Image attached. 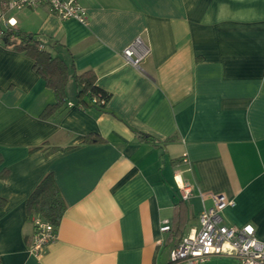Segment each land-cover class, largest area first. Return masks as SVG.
<instances>
[{"label":"crops","instance_id":"obj_1","mask_svg":"<svg viewBox=\"0 0 264 264\" xmlns=\"http://www.w3.org/2000/svg\"><path fill=\"white\" fill-rule=\"evenodd\" d=\"M81 1L87 23L45 4L0 23V264H164L211 193L234 200L225 223L250 222L264 242V0ZM13 28L58 40L55 53L110 92L106 106L74 105L71 81L43 116L56 93ZM137 36L149 50L138 65L123 55ZM47 173L67 207L35 255L27 200Z\"/></svg>","mask_w":264,"mask_h":264},{"label":"built area","instance_id":"obj_2","mask_svg":"<svg viewBox=\"0 0 264 264\" xmlns=\"http://www.w3.org/2000/svg\"><path fill=\"white\" fill-rule=\"evenodd\" d=\"M43 4L62 18L71 17L82 23L88 22V10L81 0H0V23L4 20L5 10H20ZM9 22L11 23L10 19ZM0 33H4L1 24ZM148 53L141 36H137L123 49L127 60L136 65ZM94 101L98 102L99 99L94 98ZM69 105L73 103L69 102ZM183 161L188 160L184 157ZM179 185L183 199L193 194L189 183L180 180ZM211 198L212 204L204 205L199 213V228L181 237L170 250V260L176 264H200L210 260L212 256L227 255L234 258L237 264H264V242L256 236L254 225L250 222L229 225L223 220V210L233 205L234 200L224 193H211ZM32 222L34 230L29 249L39 255L47 244L57 238V225L40 214H36ZM169 228V220L164 219L161 230Z\"/></svg>","mask_w":264,"mask_h":264},{"label":"trees","instance_id":"obj_3","mask_svg":"<svg viewBox=\"0 0 264 264\" xmlns=\"http://www.w3.org/2000/svg\"><path fill=\"white\" fill-rule=\"evenodd\" d=\"M11 35L15 36L16 47L34 58L36 72L44 78L46 84L53 88L56 93L57 102L47 106L42 113L43 116H47L51 112L52 107L64 104L65 99L70 95L69 86L71 81L75 85L74 105L97 106L99 108L106 106L111 95L110 92L97 84V76L92 69L78 72L72 57L67 60L55 53V50L62 46L58 40L45 41L33 33L14 28L7 30L5 33L8 38ZM94 98H98L99 101L95 102ZM139 136L144 140L152 139V136L142 131L139 132ZM98 140H101L98 134H88L85 137L87 142ZM55 149L53 147L50 151ZM2 162L3 158L0 154V164ZM7 174L8 170L4 168L1 176L5 177ZM66 207V202L58 189L52 173L45 174L27 200L29 217L33 218L34 216L32 217V215L34 213H39L56 225L59 224ZM168 264H171V262Z\"/></svg>","mask_w":264,"mask_h":264},{"label":"rangeland","instance_id":"obj_4","mask_svg":"<svg viewBox=\"0 0 264 264\" xmlns=\"http://www.w3.org/2000/svg\"><path fill=\"white\" fill-rule=\"evenodd\" d=\"M170 249L171 245L165 246L160 253V258L164 264L170 263ZM200 264H236V260L227 255H215L210 260Z\"/></svg>","mask_w":264,"mask_h":264},{"label":"snow or ice","instance_id":"obj_5","mask_svg":"<svg viewBox=\"0 0 264 264\" xmlns=\"http://www.w3.org/2000/svg\"><path fill=\"white\" fill-rule=\"evenodd\" d=\"M12 23L14 24V23H15V21H12Z\"/></svg>","mask_w":264,"mask_h":264},{"label":"bare ground","instance_id":"obj_6","mask_svg":"<svg viewBox=\"0 0 264 264\" xmlns=\"http://www.w3.org/2000/svg\"><path fill=\"white\" fill-rule=\"evenodd\" d=\"M35 216V215H34Z\"/></svg>","mask_w":264,"mask_h":264}]
</instances>
